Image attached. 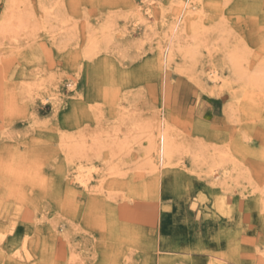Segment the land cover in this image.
<instances>
[{
  "label": "rangeland",
  "instance_id": "374dc122",
  "mask_svg": "<svg viewBox=\"0 0 264 264\" xmlns=\"http://www.w3.org/2000/svg\"><path fill=\"white\" fill-rule=\"evenodd\" d=\"M5 14L0 264H264V0Z\"/></svg>",
  "mask_w": 264,
  "mask_h": 264
},
{
  "label": "bare ground",
  "instance_id": "6f19581e",
  "mask_svg": "<svg viewBox=\"0 0 264 264\" xmlns=\"http://www.w3.org/2000/svg\"><path fill=\"white\" fill-rule=\"evenodd\" d=\"M7 6H9V8L11 9V11H12V7L14 6L13 5V1H11V2H9V5H7ZM137 9V8H136ZM146 11H147V13L148 14H150L149 12H148V9H146ZM7 12V11H6ZM13 12V11H12ZM15 12V11H14ZM13 12V13H14ZM136 12V11H135ZM138 13V12H137ZM189 13H191V12H189ZM20 14V13H19ZM191 15V14H190ZM150 16V15H149ZM7 17V15L5 14V16L0 20V30H2L3 28H7L8 26H9V24L13 21H11V22H9V20L6 18ZM139 17V16H138ZM137 17V19H139ZM19 19H21V18H19ZM18 19V20H19ZM15 21H16V19H15ZM21 21V20H20ZM138 21V20H137ZM19 23V22H18ZM137 23V22H136ZM11 25H12V23H11ZM145 25V24H144ZM172 26V25H171ZM193 26V25H192ZM179 29V28H178ZM185 30V29H184ZM182 34H183V31L181 32ZM196 35V34H195ZM194 35V36H195ZM196 38V37H195ZM197 39V38H196ZM195 43V42H194ZM192 45V44H191ZM194 46V45H193ZM192 46V47H193ZM188 47V46H187ZM191 47V48H192ZM187 50V49H186ZM186 52H189V53H191V51H186ZM229 53V52H228ZM237 61H238V57H237V54L236 53H233V52H231L230 54H228V56H227V62H226V64L230 67V69H231V71H232V74H237V71L239 70V67L237 66ZM219 70V69H218ZM254 72H256V74L254 75V76H250V77H247L246 78V84H248V85H252V86H256L257 88H259V89H261V88H263L264 89V67L263 68H261V67H258ZM218 73H217V71L216 70H213V71H210L208 74H207V80H210L209 82H215L216 83V81H217V79H216V75H217ZM218 76V75H217ZM220 77V76H219ZM221 78V77H220ZM214 85V84H213ZM165 131V130H164ZM163 131V132H164ZM158 136V135H157ZM165 137L167 136V135H164ZM166 140H167V138H166ZM168 140H170V139H168ZM172 141V140H171ZM165 143L167 142V141H164ZM170 143V142H169ZM168 143V144H169ZM167 144V145H168ZM166 145V144H165ZM175 147V146H174ZM166 148V147H165ZM164 148V149H165ZM121 149V148H120ZM163 149V150H164ZM165 150H167V148L165 149ZM175 151V150H174ZM168 152V151H167ZM167 152H165V154H167L168 155V153ZM179 153V152H178ZM171 154V153H170ZM166 155V156H167ZM173 156V155H172ZM202 160H204V159H202ZM201 160V161H202ZM207 160V159H206ZM200 161V162H201ZM209 161V160H208ZM197 163H198V161H197ZM211 163V162H210ZM215 163V162H214ZM193 164H195L196 165V163H193ZM199 164V163H198ZM202 164V163H201ZM204 164V163H203ZM209 164V163H208ZM217 163H215L214 165H216ZM205 165H206V163H205ZM211 165H212V163H211ZM208 166V165H207ZM212 167V166H211ZM92 169V168H91ZM208 171V170H207ZM215 178V177H214ZM73 181H76V182H78V184L79 185H81L83 188H87V182H86V180L85 179H80V177L79 176H74V179H72Z\"/></svg>",
  "mask_w": 264,
  "mask_h": 264
}]
</instances>
